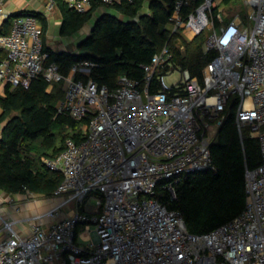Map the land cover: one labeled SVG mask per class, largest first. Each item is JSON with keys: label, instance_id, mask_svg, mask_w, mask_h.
<instances>
[{"label": "built area", "instance_id": "built-area-1", "mask_svg": "<svg viewBox=\"0 0 264 264\" xmlns=\"http://www.w3.org/2000/svg\"><path fill=\"white\" fill-rule=\"evenodd\" d=\"M93 1L65 0L78 13ZM97 1L112 6L124 0ZM222 1L173 0L171 37L209 31L204 50L216 55L202 79L180 67L182 80L169 86L159 75L157 92L151 91L154 76L175 68L168 42L144 66L143 79L121 74L110 88L77 77L96 66L90 60L74 65L69 76L55 62L45 67L42 24L31 15L13 18L10 32L0 34V94L8 85L29 86L42 73L50 91L63 81L58 114L82 122L84 139H68L61 154L44 160L62 173L54 195L65 199L25 219L29 234L2 218L0 264H264V0H241L239 13L216 11ZM47 6L53 10L56 3ZM9 15L0 5V24ZM231 100L240 135L249 127L259 140L261 163L246 169L243 212L194 234L181 212L156 195L161 186L176 199L181 175L213 167L211 143ZM93 194L99 196L89 212ZM69 204L78 209L62 217ZM79 224L93 242H79Z\"/></svg>", "mask_w": 264, "mask_h": 264}, {"label": "trees", "instance_id": "trees-1", "mask_svg": "<svg viewBox=\"0 0 264 264\" xmlns=\"http://www.w3.org/2000/svg\"><path fill=\"white\" fill-rule=\"evenodd\" d=\"M62 15L60 34L69 37L80 31L95 16L90 34L78 43L77 51L55 50L48 43L50 22L48 16L37 10H21L10 14L0 24V34L11 30L17 16L31 15L43 27L45 67L58 64L60 72L69 76L74 65L90 60L96 63L90 73L77 74L78 78H93L99 85L114 88L118 76L126 74L143 79L144 66L168 42L172 49L174 67L189 69L202 79V72L216 55L205 52L207 32L186 42L185 51L171 37L168 21L173 0L122 1L108 6L94 0L86 13H78L65 2L54 0ZM197 4V3H196ZM242 6L241 0H223L215 10ZM151 82V91L160 89L158 76ZM62 82L50 83L40 74L29 86L8 85L0 94V189L16 194L30 192L52 196L63 180L60 171L51 169L44 160L56 158L66 147L68 139H84L82 122L58 114V101L65 90ZM236 103L232 100L226 109V119L211 143L213 167L208 170L181 175L177 182V198L161 186L156 197L171 209L181 212L188 230L194 234L209 232L239 216L246 206V169L261 163L259 140L245 127L242 136L235 117ZM164 181L163 183H165ZM96 196H99L98 194Z\"/></svg>", "mask_w": 264, "mask_h": 264}, {"label": "rangeland", "instance_id": "rangeland-1", "mask_svg": "<svg viewBox=\"0 0 264 264\" xmlns=\"http://www.w3.org/2000/svg\"><path fill=\"white\" fill-rule=\"evenodd\" d=\"M48 4V2H47ZM46 4V8H47V12H49V17L51 18V23H50V30L48 32V43L49 45L55 49V50H69V51H77L78 50V43L86 38L90 32H91V29L95 23V19L97 18V15L99 14H96V16L88 23H86L84 25V27L78 31L77 33H75L74 35L72 36H69V37H62L61 34H60V25H61V18H58L57 16V11H59L57 9V6H55L53 8V10H49L48 9V6ZM224 6H221V9L223 10ZM234 10L235 13H239V11H242V6H237V7H231L229 9H227V12H232ZM51 11H54V12H51ZM241 14H243L244 18L246 17L245 15V12H240ZM226 21L228 20L227 17H225ZM209 32V31H207ZM192 36L190 35L188 38L186 37H177L176 38V41H177V44L179 45L180 48H183L184 47V50H182L183 52L185 51L186 49V42L188 41H191L192 39ZM165 77V82L167 85L169 86H173L175 84H177L179 81L182 80V69L180 67H175L174 69L170 70V71H167L164 73ZM61 87L63 88V90H65V83H62ZM63 99V96L59 99L61 100ZM59 103V101H58ZM0 131H1V126H0ZM28 194H32L33 195V198L38 200L39 203H41L43 206H45V211L52 208V207H55L57 204H59L60 202H62L65 197L64 196H55V195H52V196H45V195H38V194H33V193H30V192H27ZM97 203V197L95 194L91 195L87 201V211L89 212H93L94 209L92 207H94V205ZM78 209L77 205L76 204H69L67 206H65L63 208V214L64 216L66 215H69L70 212L74 211ZM90 227V230L93 231L96 229V224L95 223H90L88 225ZM83 225L79 224L78 225V237H79V240L81 241L82 240V243H89V242H93V237H88L87 239H84L82 237V233H84V230H83Z\"/></svg>", "mask_w": 264, "mask_h": 264}, {"label": "crops", "instance_id": "crops-1", "mask_svg": "<svg viewBox=\"0 0 264 264\" xmlns=\"http://www.w3.org/2000/svg\"><path fill=\"white\" fill-rule=\"evenodd\" d=\"M47 2L48 0H0V5L9 14H14L24 9L42 11L48 16L49 22L51 23V18L49 17L50 11H46ZM57 16L58 18H61L62 25V15L60 11H57ZM190 35V33L184 32L185 37L188 38ZM193 38L194 37L192 36L191 39ZM45 209V206L39 203L38 200L34 199L32 194L30 195L27 192L10 194L0 189V224H2V218L14 222L15 229L22 235H27L30 232L29 225L24 220L45 212ZM62 217H65L64 214ZM50 222V220H47V224ZM82 237L87 239V234L85 232L82 233ZM79 242L82 243V240H79Z\"/></svg>", "mask_w": 264, "mask_h": 264}, {"label": "water", "instance_id": "water-1", "mask_svg": "<svg viewBox=\"0 0 264 264\" xmlns=\"http://www.w3.org/2000/svg\"><path fill=\"white\" fill-rule=\"evenodd\" d=\"M196 172H200V171H192V173H196Z\"/></svg>", "mask_w": 264, "mask_h": 264}]
</instances>
